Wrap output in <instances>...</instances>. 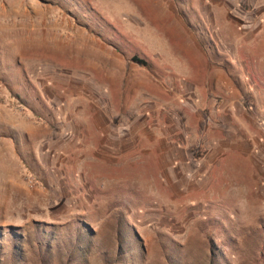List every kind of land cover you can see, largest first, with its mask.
<instances>
[{
  "label": "rangeland",
  "instance_id": "374dc122",
  "mask_svg": "<svg viewBox=\"0 0 264 264\" xmlns=\"http://www.w3.org/2000/svg\"><path fill=\"white\" fill-rule=\"evenodd\" d=\"M0 264H264V0H0Z\"/></svg>",
  "mask_w": 264,
  "mask_h": 264
},
{
  "label": "trees",
  "instance_id": "16d2710c",
  "mask_svg": "<svg viewBox=\"0 0 264 264\" xmlns=\"http://www.w3.org/2000/svg\"><path fill=\"white\" fill-rule=\"evenodd\" d=\"M132 60L137 61L138 63L143 64V65H148V62L145 59H143L137 55L133 56Z\"/></svg>",
  "mask_w": 264,
  "mask_h": 264
}]
</instances>
